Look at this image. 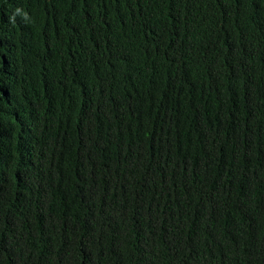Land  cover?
<instances>
[{"label":"trees","instance_id":"trees-1","mask_svg":"<svg viewBox=\"0 0 264 264\" xmlns=\"http://www.w3.org/2000/svg\"><path fill=\"white\" fill-rule=\"evenodd\" d=\"M0 264H264V0H0Z\"/></svg>","mask_w":264,"mask_h":264}]
</instances>
